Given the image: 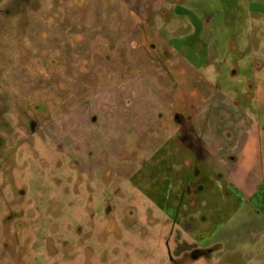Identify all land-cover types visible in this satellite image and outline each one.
<instances>
[{
    "label": "rangeland",
    "instance_id": "rangeland-1",
    "mask_svg": "<svg viewBox=\"0 0 264 264\" xmlns=\"http://www.w3.org/2000/svg\"><path fill=\"white\" fill-rule=\"evenodd\" d=\"M14 1L17 29L35 22L39 39L40 32L53 31L62 43V29L74 25V50L64 54L74 53L75 75L68 85V63L59 61L58 84L48 62L35 56L50 48V39L29 37L20 51L12 50L16 43L9 34L4 40V27L13 19L0 14V167L8 171L4 179L0 169V264H168L169 242L174 251L184 239L181 249L190 250L182 222L192 204L181 192L196 169L204 185L196 207L198 248L236 246L233 254L216 249L208 264H264V233L246 212L259 208L256 199L247 203L243 192L227 186L222 192L205 163L181 172L194 156L175 152L180 142L172 126L174 111L196 113L198 122L217 90L236 93L237 100L245 90L255 109L264 103V69L252 75L264 67V15L254 45L243 44L232 14L236 6L264 14V0H234L235 7L165 0L155 9L153 0H28L21 7ZM4 51L13 62L1 57ZM250 112L258 119V110ZM160 113L162 120L156 119ZM27 119L38 120L35 133L23 126ZM9 178L26 195L10 198V187L1 184ZM9 214L18 217L4 230L2 218ZM26 241L35 263L17 255Z\"/></svg>",
    "mask_w": 264,
    "mask_h": 264
},
{
    "label": "crops",
    "instance_id": "crops-1",
    "mask_svg": "<svg viewBox=\"0 0 264 264\" xmlns=\"http://www.w3.org/2000/svg\"><path fill=\"white\" fill-rule=\"evenodd\" d=\"M127 1L133 2L134 0ZM134 3L137 4V0ZM218 3L225 4V7H235L237 4L234 0H218ZM153 4L154 9L160 8L165 5V0H153ZM239 7L240 9L232 13L238 15L235 17L236 27L234 29L241 30L246 40L242 42L243 44L251 42V44L259 45V31L262 29L264 14L253 10L245 12L242 6H236V8ZM255 12L258 14L252 17ZM233 39L236 41L235 33ZM259 65L257 70H253L252 75L264 69L263 62ZM238 72L239 70L233 72L232 77H236ZM253 87L250 85L249 88ZM244 91H241V94L246 96L237 100L235 92L232 97H229V92L217 90L207 105L200 109L203 110L198 114V133H201L204 145L203 164L205 163L213 170L220 188L225 184L241 195L243 192L247 203H250L253 198L256 199L259 208L246 212L251 220L258 219L257 231L264 233V120H262L264 103L259 101L255 109L250 104L251 95ZM250 110H258V119L251 115ZM253 212H256L257 218ZM221 247H226L225 250L228 253L232 252L231 254L236 248L234 244L228 242Z\"/></svg>",
    "mask_w": 264,
    "mask_h": 264
},
{
    "label": "flooded vegetation",
    "instance_id": "flooded-vegetation-1",
    "mask_svg": "<svg viewBox=\"0 0 264 264\" xmlns=\"http://www.w3.org/2000/svg\"><path fill=\"white\" fill-rule=\"evenodd\" d=\"M5 1H7V0H0V14H2L3 17H5L6 14L9 15V17L11 19H13V21L9 22L10 26H7V22H5L4 40L6 41L7 34H9L10 37L13 38L12 39L13 44L16 43L15 46L13 45L12 50L14 48H16L18 51H20L21 50V43H23V45H25L24 40L26 38L35 36V38L38 37V39H39L38 32L36 31L35 27L33 26V25H35V22H30V21H29V23L23 22L22 23V29H17V27L21 24L20 21H17V18L19 17V12H16V10H17L16 2L17 1L10 0L11 5L10 6H4L3 3ZM27 2H28V0H25V1L19 0V3H20L19 7H21L22 3L26 4ZM38 5H39L38 1H34V3L31 5V7H32V9L36 10L39 7ZM23 28L24 29L27 28L29 30L27 34H25L23 32V30H24ZM133 29L136 30V27H132L131 30H133ZM62 31H63L64 37H65L62 40V43L59 40L56 42V39L54 38V36L59 37L58 32L53 33V31L52 32L48 31L47 33H44V34H42L40 32L41 39H39V40L43 41V39H50V48L49 49L48 48L41 49L40 52L38 54L36 53L35 56L38 55L40 57V59L42 57L43 59H45V62L46 61L48 62V65L51 66L52 71L55 72L53 74L54 79H55V74L57 75L56 83L59 82L58 81L59 74L57 71H54V69L56 67H58L59 61H66L68 63V67H67V70L65 71V73H66L67 77L69 78V80H67V83L69 85V84H73V81H71L70 79L72 77H74V75H75V72H74L73 66H72L73 61H75V58L73 56L74 53L73 54H71V53L70 54H64L65 53L64 51H66V50L72 51V49L74 50V45H73L74 36H75L74 25L73 24H67L66 27L62 29ZM59 42L61 44L58 46ZM61 46H63V48L60 50L59 48ZM151 47L153 48L154 45H151ZM49 50L51 51L50 54H47V55L41 54V52L45 53ZM9 51L7 54L4 51V53L1 54V57H3V59H8L9 63H10V59H12V62H13L14 56ZM58 55H60L61 58H58ZM65 56H68V57L66 58ZM109 56L112 57L110 54H109ZM84 60H86L87 62L89 61V59H86V58H84ZM22 63H25L23 58H22ZM17 65H21V63H19ZM192 65L194 66L193 63H192ZM85 73H87V72H85ZM3 78L6 79L7 77L4 76ZM70 89H71V86H70ZM50 94H52L55 97L56 95H58V91L51 92ZM43 99H44V96H43ZM63 101H64V99H63ZM69 101H71V99ZM42 105H43V103H41V105H40L41 106L40 107V113H38L37 116H39V115L41 116L43 114ZM196 111L198 114V110H196ZM173 113H174V115H172L173 116L172 126H173V131L175 130L174 131L175 134L173 137L178 139L180 142L179 146L175 147V152L177 154L183 155L184 153H182V151H185L186 153H190L194 156L192 161L191 160L189 162L185 161L186 167H183V169L181 171L184 173H189L187 170L189 168H191L190 164H192V166L198 167L199 163L203 164V162H204V157H203L204 145H203V141H202L203 140L202 135H201V133H198V122L196 121V113L194 115L191 114L188 116H183V115L179 114L177 111H174ZM162 116L163 115L160 113V114H158L156 119L162 120L163 119ZM92 121L97 122V118L94 117L92 119ZM26 124H28L27 128L30 130L31 134L33 132L34 133L36 132L34 130H36L38 120L36 122H33L32 120L27 119L26 123H23V126ZM185 159L186 158H184L183 161ZM0 169H1V173L3 174V178L5 179V175L8 172V171H6L7 168L5 166H2V167H0ZM185 180H186V182H185L186 184H184L185 187L181 192V199L184 200L185 198H187L188 201L191 202L192 205L190 206V208L188 207L190 209V211L188 210L189 212L183 218V222H182L183 226L182 227H183V230H185V232L188 233L189 237L192 239V241H191L192 243L189 245V247H190L189 251L182 250L179 242L180 241L185 242V240L184 239H182V240L177 239L178 243H176L177 246H175V249L173 251L171 249V244L169 242L168 243V253H169L168 264H199V262H200L199 260L202 258L206 259L207 264H208L210 259L212 258L213 254H214V251L218 248L220 249L221 245L216 243L213 245H209L205 248H198V239H197L196 235L194 234V231H195L196 226H197V221H198V215H197L196 207L198 206L197 205L198 204V196L202 193V191L204 189V185H202L198 182V169H196V173L191 172L186 177ZM10 183H11L10 178L7 181L1 182V184L8 185L7 187H10V189L8 191V195L10 198L12 196L26 195V191L19 190L21 187H18L17 184L11 185ZM224 190H226L225 184L222 185V187H221V191L224 192ZM228 195H229L228 192H227V194L225 193V196H228ZM1 199H7V198L5 196L4 197L2 196ZM17 217L18 216L15 214H12V215L9 214L7 216H4L2 218V227L4 228V230H8L9 229V222H11V220L12 221L15 220ZM20 226H23L22 223L16 221V227L19 229ZM18 229L16 230L15 236H17L19 238ZM20 232H21V230H19V233ZM8 237H9V235H8ZM22 243L24 245H21L19 247V251L17 252L18 257H21V261L23 263H25V260H28L31 263H35V262H32L28 258L30 256V253L29 252L26 253L27 252L26 246L29 243V241L22 242ZM8 244L9 243H7L4 240V243L2 246V249H3L2 253H4L3 258H4V255L6 256V258H8L10 256V247L8 246ZM34 248H36L35 245H34ZM174 253H175V256H174ZM5 264H8V262L6 261Z\"/></svg>",
    "mask_w": 264,
    "mask_h": 264
}]
</instances>
